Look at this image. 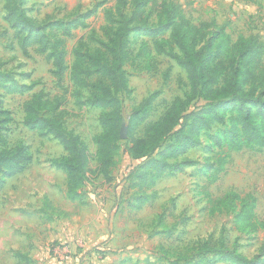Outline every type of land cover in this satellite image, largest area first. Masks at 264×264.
Returning <instances> with one entry per match:
<instances>
[{
  "label": "rangeland",
  "instance_id": "1",
  "mask_svg": "<svg viewBox=\"0 0 264 264\" xmlns=\"http://www.w3.org/2000/svg\"><path fill=\"white\" fill-rule=\"evenodd\" d=\"M116 1L30 0L29 13L41 21L96 8L86 19L88 26L75 29L67 41L66 60L71 65L72 46L80 36L86 45H95L104 9L114 7ZM174 1L193 24L213 20L225 25L233 39L238 34H257L264 41V0ZM130 37L133 51L146 40L148 52L125 65L131 91L121 95L122 115L127 118L133 107L157 91L147 121L156 120L175 96L188 91L186 72L166 45L159 50L142 32ZM30 53V57L22 54L0 2V70L9 72L17 83L35 82L25 94H7L0 88V134L9 148L23 145L31 155V163L21 173L11 177L0 173V264H169L198 239L222 233L229 246L247 258H264V148L223 151L211 139L223 129L220 124L200 133V143L183 155L195 163L157 181L152 189L155 197L141 209L131 207L136 188L129 177L140 161L125 151L124 139L109 181L89 172L82 197L68 200L65 174L51 164L64 150L51 134L24 125L23 103L38 91L62 98V120L86 144L90 169L96 165L92 138L101 131V109L88 102L87 89L72 85L69 70L65 92L50 75V63L31 49ZM143 129V124L138 126L135 135L141 136ZM223 156L222 170L217 171L218 158ZM230 191L255 197L256 228L235 219L240 210L237 201L220 202Z\"/></svg>",
  "mask_w": 264,
  "mask_h": 264
},
{
  "label": "trees",
  "instance_id": "2",
  "mask_svg": "<svg viewBox=\"0 0 264 264\" xmlns=\"http://www.w3.org/2000/svg\"><path fill=\"white\" fill-rule=\"evenodd\" d=\"M27 3L28 0H2L5 20L14 29L22 54L30 57L31 49L43 56L50 63V75L65 92L64 81L69 70L72 85L87 89L88 102L101 109V131L92 138L96 165L90 169L86 144L62 120V98H49L38 91L23 103L24 125L51 134L64 150L63 155L51 159V164L65 174L68 200L82 197V186L89 172L109 181L122 151L123 124L127 126L125 151L140 161L129 172L132 186L136 188L131 203L134 209H141L155 197L152 189L157 181L195 163L183 155L198 145L200 133L214 124L224 126L219 134L211 136L223 151L264 148V41L259 35L238 34L233 39L225 25L213 20L193 24L174 0H117L114 7L104 9V23L99 27L100 36L95 39V45H86L80 36L70 50L73 60L68 65L67 41L75 29L88 26L86 19L96 8L66 19L47 16L39 21L30 15ZM137 32L147 35L159 50L166 45L188 80V91L175 96L161 116L152 121L147 119L157 91L143 98L127 118L122 115L121 95L131 91L125 65L145 57L148 52L146 40L140 42L136 52L131 48L130 36ZM166 34L168 38L164 39ZM34 84L17 83L9 72L0 70V88L7 94H25ZM197 101L203 103L197 104ZM142 124L143 134L136 136L135 131ZM224 159V156L218 158L217 171L222 170ZM30 163L31 155L25 146L9 148L0 134V173L11 177ZM226 199L240 205L235 219L257 227L255 197L250 194L240 197L230 191L219 200L224 204ZM209 201L213 199L209 197ZM258 258H247L237 252L222 233L218 237L209 235L198 239L169 264L216 261L264 264V258Z\"/></svg>",
  "mask_w": 264,
  "mask_h": 264
},
{
  "label": "water",
  "instance_id": "3",
  "mask_svg": "<svg viewBox=\"0 0 264 264\" xmlns=\"http://www.w3.org/2000/svg\"><path fill=\"white\" fill-rule=\"evenodd\" d=\"M127 136V126L125 124L122 125L120 129V138L125 139Z\"/></svg>",
  "mask_w": 264,
  "mask_h": 264
},
{
  "label": "crops",
  "instance_id": "4",
  "mask_svg": "<svg viewBox=\"0 0 264 264\" xmlns=\"http://www.w3.org/2000/svg\"><path fill=\"white\" fill-rule=\"evenodd\" d=\"M77 1H78V0H77ZM0 2L2 3V0H0ZM29 2H30V0H28L27 6L30 7ZM78 3H79V2H78ZM109 183H111V182H109Z\"/></svg>",
  "mask_w": 264,
  "mask_h": 264
}]
</instances>
